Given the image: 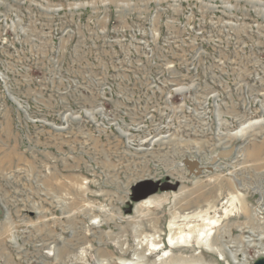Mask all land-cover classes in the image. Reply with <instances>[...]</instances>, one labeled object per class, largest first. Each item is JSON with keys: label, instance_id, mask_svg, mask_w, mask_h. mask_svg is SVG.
Wrapping results in <instances>:
<instances>
[{"label": "rangeland", "instance_id": "1", "mask_svg": "<svg viewBox=\"0 0 264 264\" xmlns=\"http://www.w3.org/2000/svg\"><path fill=\"white\" fill-rule=\"evenodd\" d=\"M263 257L264 0H0V264Z\"/></svg>", "mask_w": 264, "mask_h": 264}, {"label": "bare ground", "instance_id": "2", "mask_svg": "<svg viewBox=\"0 0 264 264\" xmlns=\"http://www.w3.org/2000/svg\"><path fill=\"white\" fill-rule=\"evenodd\" d=\"M150 201H151V199H150ZM149 205H151V203ZM190 218H194V219H190ZM182 220L183 221H187V222H186V225H185V229H184V227H179V237L176 238V237H174L172 235L169 236V239H168L169 241H168L167 244H168V247H170L171 250H172V248L179 247V246H189V245H191V243L193 241H195V242H197L199 244L203 241L201 238L203 237L205 231H204V229L200 228L198 226V224H196V223L192 224L195 220L198 221V222L199 221H203L206 224V226H207V236L213 232V228L216 226L215 224L218 221V219H215V218L208 220L207 218L203 217L202 213L200 215H193V216H190V217L189 216L183 217ZM181 226H183V225L181 224ZM170 227H171V229L174 228L175 227V223L174 224L171 223ZM160 243H153L152 244L153 245L152 253L162 251V255H159L161 259H164V257H166V256L170 257L172 255V251L169 250V249H164L163 245L160 244ZM208 251H210V250H208ZM210 252H212V251H210ZM118 263L119 264H138V263H136L133 260L131 261V260H124V259L118 260Z\"/></svg>", "mask_w": 264, "mask_h": 264}, {"label": "water", "instance_id": "3", "mask_svg": "<svg viewBox=\"0 0 264 264\" xmlns=\"http://www.w3.org/2000/svg\"><path fill=\"white\" fill-rule=\"evenodd\" d=\"M174 187L175 185L168 182L160 183L159 181L146 179L137 182L133 186V189L136 194V198L146 199L149 196L156 193L160 188H174ZM254 264H264V258L257 260Z\"/></svg>", "mask_w": 264, "mask_h": 264}]
</instances>
